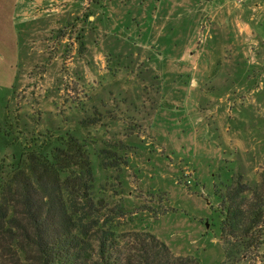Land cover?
I'll return each instance as SVG.
<instances>
[{"label":"rangeland","instance_id":"374dc122","mask_svg":"<svg viewBox=\"0 0 264 264\" xmlns=\"http://www.w3.org/2000/svg\"><path fill=\"white\" fill-rule=\"evenodd\" d=\"M160 1L16 0L14 25L0 20V160L71 132L99 194L125 207L119 232L149 231L201 264H264V244L222 238L216 194L234 172L264 180V0L254 20L234 7L254 0ZM101 149L128 165L102 167Z\"/></svg>","mask_w":264,"mask_h":264},{"label":"trees","instance_id":"16d2710c","mask_svg":"<svg viewBox=\"0 0 264 264\" xmlns=\"http://www.w3.org/2000/svg\"><path fill=\"white\" fill-rule=\"evenodd\" d=\"M49 142L0 160V264H201L149 231L119 232L125 207L97 191L85 141L67 132ZM98 157L105 168L128 165L110 149ZM216 194L222 238L245 252L261 247L264 180L251 187L234 172Z\"/></svg>","mask_w":264,"mask_h":264},{"label":"crops","instance_id":"0c3cea01","mask_svg":"<svg viewBox=\"0 0 264 264\" xmlns=\"http://www.w3.org/2000/svg\"><path fill=\"white\" fill-rule=\"evenodd\" d=\"M262 0H254V1H248L247 3H242L240 4H235L234 7H236V9L239 7L240 10L242 12H252L254 11V13H252L250 15V20H254L255 16L257 15V13L259 12L260 8L263 6V4H261ZM161 2L160 0H157V4ZM233 7V9H234ZM62 6H56L54 7V9L57 10H61ZM16 10H17V3L16 0H0V20L1 19H6L10 22L11 25H14L13 23L15 22V17H16ZM238 10V9H237ZM256 12V13H255ZM230 13V11H229ZM42 15L40 14L39 17H41ZM242 25V30L245 31V36H247L248 38H246V40L248 41H252L254 43V45L256 44V46L260 45V41L258 40V38H260V34L252 28V26L250 25V22H244ZM13 28V27H12ZM12 37L11 39L7 40V44H6V49H5V54H4V59L7 61V65L8 68L11 70V75H13V79H12V86L13 88L15 87V82L17 79V76L19 74L18 72V67H19V60H20V37H18L19 35H17L14 30L12 29ZM263 46H261V48H263ZM257 53H254L253 55H256L255 58L253 59V62L258 64L259 61H261L260 58L264 57V49H257ZM247 56V55H246ZM250 72V71H248ZM251 74H249L250 76Z\"/></svg>","mask_w":264,"mask_h":264},{"label":"built area","instance_id":"2783aa9c","mask_svg":"<svg viewBox=\"0 0 264 264\" xmlns=\"http://www.w3.org/2000/svg\"><path fill=\"white\" fill-rule=\"evenodd\" d=\"M187 182L189 183L190 181L188 180Z\"/></svg>","mask_w":264,"mask_h":264}]
</instances>
